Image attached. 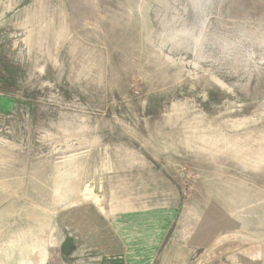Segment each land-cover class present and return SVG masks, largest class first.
<instances>
[{
	"label": "rangeland",
	"instance_id": "obj_1",
	"mask_svg": "<svg viewBox=\"0 0 264 264\" xmlns=\"http://www.w3.org/2000/svg\"><path fill=\"white\" fill-rule=\"evenodd\" d=\"M148 206L264 256V0H0V264L96 263Z\"/></svg>",
	"mask_w": 264,
	"mask_h": 264
},
{
	"label": "crops",
	"instance_id": "obj_2",
	"mask_svg": "<svg viewBox=\"0 0 264 264\" xmlns=\"http://www.w3.org/2000/svg\"><path fill=\"white\" fill-rule=\"evenodd\" d=\"M172 211L173 208L166 206H148L110 218L97 217L91 242L99 252V260L86 263L83 258L82 264H264V256L231 255L223 259L211 255L205 259L203 250L178 245L168 233L173 221ZM63 241L67 253L72 252L70 238L65 235Z\"/></svg>",
	"mask_w": 264,
	"mask_h": 264
}]
</instances>
